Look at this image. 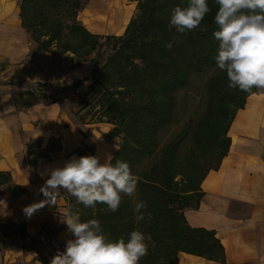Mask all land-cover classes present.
<instances>
[{
	"label": "trees",
	"instance_id": "trees-1",
	"mask_svg": "<svg viewBox=\"0 0 264 264\" xmlns=\"http://www.w3.org/2000/svg\"><path fill=\"white\" fill-rule=\"evenodd\" d=\"M81 1L20 0L21 25L34 38L39 52H47L55 46L61 55L70 53L78 57L81 51L87 59L94 53L89 61L92 71L87 92L104 117L114 122L103 135L106 141L118 139L121 142L112 163L115 159L126 161L138 183L132 195L121 194V204L115 212L104 204L86 208L77 203L74 208L81 213L82 221L99 220L109 240H127L132 230L150 236L146 241L148 252L140 258L139 264H177V253L222 261L223 250L213 233L190 228L183 216L185 210L196 207L202 179L209 171L216 170L227 154L230 145L227 131L235 112L243 108L253 89L245 92L228 87L226 72L216 66L218 41L212 35L217 30L216 0H207L209 13L200 26L185 33H177L174 26L169 30L168 25L172 9L187 7L188 0H141L136 16L120 38L88 33L76 20L83 9ZM29 3L33 8L27 13L25 6ZM65 37L73 38L74 43L63 41ZM169 41L173 44L171 49L165 47ZM104 54L107 56L103 62ZM77 63L80 65V60ZM207 71L216 72V76L211 75L206 83L204 116L194 128L184 129L182 134L161 144V137L176 120L178 94L191 87L193 76ZM85 81L87 79L59 86L52 93H42L43 99L53 101ZM188 136L192 149L213 155L214 164L187 163V167L197 171L198 187L193 190V182L189 181L186 190L180 193L173 181L181 166L177 148ZM38 148L39 144H30L29 153L43 157L45 154ZM10 181L8 173H0V188ZM13 191L17 195L23 193L19 186H14ZM192 196H196L193 207L189 203ZM140 200L147 205L143 210L146 219L137 222L133 209ZM16 226L0 224L1 236L6 237L9 228ZM18 227L25 231L24 226Z\"/></svg>",
	"mask_w": 264,
	"mask_h": 264
},
{
	"label": "crops",
	"instance_id": "crops-1",
	"mask_svg": "<svg viewBox=\"0 0 264 264\" xmlns=\"http://www.w3.org/2000/svg\"><path fill=\"white\" fill-rule=\"evenodd\" d=\"M122 1L113 0L108 9L90 6L91 0L78 14L77 22L93 34L121 35L128 24L124 21L127 9H117ZM19 5L20 0H0V173H8L11 180L0 188V224L24 226L29 237H39L41 226L58 218L65 204L62 192L58 207L45 206L30 218L25 216L23 207L44 199L39 188L46 177L39 173L84 155L98 156L103 163L107 154L114 156L117 147L115 141L103 139L112 126L78 128L58 99H37L41 86L53 87L59 81L51 80L53 73L49 72L44 78L48 53L37 51L22 27ZM115 11L119 21L110 20L105 25L94 21L97 17L112 18ZM253 94L261 95L252 93L237 111L228 132L229 136L237 121L235 139L229 136V149L219 167L202 179L196 207L183 214L190 228L213 233L222 247L223 260L179 253L178 264H264V113L259 117L261 110L247 101ZM32 143L39 144L43 157L29 153ZM14 186L23 193L17 195ZM66 231L63 241L72 237ZM9 242L0 234V264L27 262L24 251Z\"/></svg>",
	"mask_w": 264,
	"mask_h": 264
},
{
	"label": "clouds",
	"instance_id": "clouds-1",
	"mask_svg": "<svg viewBox=\"0 0 264 264\" xmlns=\"http://www.w3.org/2000/svg\"><path fill=\"white\" fill-rule=\"evenodd\" d=\"M214 16L217 30L213 37L218 41L216 66L226 72L228 87L250 91L264 87V0H216ZM210 8L207 0H188L187 7L176 6L169 17V30L185 33L201 25ZM165 47L171 49V41ZM109 153L100 162L95 155H84L67 160L62 167H46L39 174L44 183L39 193L44 199L23 207L26 217L39 209L58 207L62 192L74 197L84 207L104 204L111 212L118 210L121 194L132 195L137 190L138 178L126 161L115 159ZM146 202L134 206L137 222L144 221ZM59 222L67 226L72 239L63 251H57L50 264H139L148 252L146 236L132 230L127 240H109L103 233L99 220L82 221L78 212L66 209Z\"/></svg>",
	"mask_w": 264,
	"mask_h": 264
},
{
	"label": "rangeland",
	"instance_id": "rangeland-1",
	"mask_svg": "<svg viewBox=\"0 0 264 264\" xmlns=\"http://www.w3.org/2000/svg\"><path fill=\"white\" fill-rule=\"evenodd\" d=\"M90 1L91 0L81 1L83 3V9L87 7ZM140 2L141 0L140 1L123 0L122 2H120L121 4L117 9L121 7L123 9H127L128 13L127 14L124 13L125 14L124 21L127 22L128 24L136 16L137 9L139 6L138 4H140ZM99 4H100V0H92L90 6H94V5L98 6ZM32 8H33L32 3L26 4L25 12L27 11V13H30ZM82 10H80V12ZM78 14L76 16L77 21L79 20ZM108 17L110 16H105L102 18L97 17L94 19V21L97 22L99 25H105L110 20L111 21L112 20L115 21L116 19L118 21L120 20L119 14H117L116 11L113 14L112 18H108ZM127 26H125L126 28L124 29V32L121 35H99V34H93L89 31L88 33L100 37L116 36L120 38L123 37L127 29ZM32 40L36 44L34 38ZM63 41L74 43L73 38L69 39L65 37L63 38ZM44 53H48V55H45L46 66L44 67V74H45L44 78H46L47 76L46 74L48 72L53 73L52 74L53 77H51V80L55 82L59 81L58 82L59 84L55 83L53 87L41 86L39 90L36 91L37 99L42 100L44 93L48 94L49 92L52 93L57 91L60 85H64V86L66 85V81L67 83H72L86 78L87 81H85L82 85L73 88L70 91H67L65 94L58 96L56 99L60 101L63 111L73 119V121L75 122L78 128L84 129L83 125H93L94 127L98 125H100L101 127L112 126L110 124V123H114L112 119H109L108 117H104L101 108L98 107L97 104H95V99L91 96V93L89 94L87 92V87L91 83V80L89 78L92 71V63L89 61L91 58H93L94 53H92V56H89L87 59H84V57L81 54L82 53L81 51L78 52V57H75L70 53L61 55L57 52V48L55 46L50 47L48 51ZM81 56L82 59L79 58ZM106 56L107 55L104 54L101 57V59L103 58V62L106 59ZM52 57L54 59H52ZM79 60L81 62L80 65H84L85 63L86 65L79 68L80 65H78L77 63ZM51 61H53L52 67L49 64L51 63ZM211 75H213V77L216 76V72L207 71L201 74L200 76H193V78L191 79V87L178 94L177 97L178 104L175 109L176 120L170 126V128L167 129L166 133H164L163 136L161 137V141H162L161 144L166 143L176 135L182 134V130L184 129L189 130L190 127L194 128V126L204 116L205 114L204 112L206 109L205 105L207 102L206 101L207 97H205L206 89H207L206 83ZM39 92L41 94H39ZM252 93H259L264 96V87L262 88L253 87L252 91L250 92V95ZM261 95L253 94L247 100L248 102L250 101L249 103L253 108H259L261 110V113H259V117L262 115V113H264V98ZM236 113L237 111L233 116V120ZM228 132L229 129L227 131V138L229 139V136L231 137V133H229L228 136ZM120 143L121 142L118 139L115 140L116 147H118ZM198 151L192 149V143L189 136L183 139V141L178 145L177 156L179 157V160H181V166L178 167V171H177L178 175H176L173 180L177 184V186L175 187L177 192L181 193L184 190H186L189 181L193 182V186H192L193 190L194 189L196 190V188L198 187L197 171L196 169L195 170L192 169V167H187V163L192 162L194 166H197V164L203 166L207 165V163L212 165L214 164V159L212 157L213 155H209L207 153L203 155L204 150L203 153L202 150L200 152ZM206 151H207V147H205V152ZM186 195H190V193ZM195 197L196 196H192L189 202L192 207L195 204V199H196ZM64 201L65 204L62 207L63 210L61 211V213H58L59 216L62 215V213L66 209H71L73 212H78L76 211L78 209L74 208L75 206H77L75 205L77 204L75 198L70 196L67 192H64ZM78 213L79 215L81 214L80 212ZM66 229L67 226L65 224L60 223L58 217V218H54V220L51 223L49 224L46 223L41 226L39 232L41 234L39 237H29L27 233L24 231V229H21L20 227L16 226V227H10L9 230L7 231V236L4 238L6 240H10L9 245H14L16 247L21 248L24 251L23 257L25 256V258H27L28 261L20 264H50L52 257L57 253V251L58 250L63 251L65 248L66 241H63L62 238H65L64 233L67 232ZM72 238L73 237H71L70 239ZM178 254L179 253H177L175 256L176 262H177Z\"/></svg>",
	"mask_w": 264,
	"mask_h": 264
},
{
	"label": "bare ground",
	"instance_id": "bare-ground-1",
	"mask_svg": "<svg viewBox=\"0 0 264 264\" xmlns=\"http://www.w3.org/2000/svg\"><path fill=\"white\" fill-rule=\"evenodd\" d=\"M112 1L113 0H100V4H99V6H103L104 8H108V9H110L111 7V3H112ZM114 1H118V0H114ZM85 21V20H84ZM88 22V21H87ZM238 123H237V121H236V123H234V125H233V127L231 128V131H230V133H231V136L235 139V136H236V131L237 130H235V128H236V125H237Z\"/></svg>",
	"mask_w": 264,
	"mask_h": 264
}]
</instances>
